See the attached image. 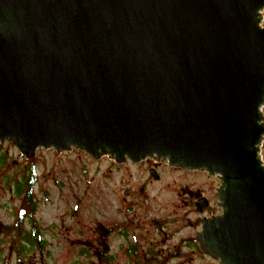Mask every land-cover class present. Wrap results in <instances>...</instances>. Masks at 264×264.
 Masks as SVG:
<instances>
[{
  "label": "water",
  "instance_id": "1",
  "mask_svg": "<svg viewBox=\"0 0 264 264\" xmlns=\"http://www.w3.org/2000/svg\"><path fill=\"white\" fill-rule=\"evenodd\" d=\"M263 11L264 0H0V142L27 158L74 148L218 175L210 254L264 264Z\"/></svg>",
  "mask_w": 264,
  "mask_h": 264
},
{
  "label": "flooded vegetation",
  "instance_id": "2",
  "mask_svg": "<svg viewBox=\"0 0 264 264\" xmlns=\"http://www.w3.org/2000/svg\"><path fill=\"white\" fill-rule=\"evenodd\" d=\"M102 157H108L116 171H126L129 178L134 174L140 178L133 186L124 188L122 194L118 193V211L113 198L111 216L97 219L90 236L82 225L77 233L73 230L72 234L71 226L62 231L68 247L60 264H222L220 257L210 254V243L205 240L207 229L224 212V185L218 175L154 157L137 162L129 157L123 162L109 155ZM170 171L185 177L202 171L217 185L213 194L206 196L197 193L199 190L189 182L174 181V203H168L173 206L172 213L159 219L147 212L156 198L151 192L160 187L165 173ZM37 182L32 164L15 183L12 199H20V203L11 223L0 220V264H54L49 250L51 241L43 238L33 218L40 200L35 193ZM145 212L152 217H146Z\"/></svg>",
  "mask_w": 264,
  "mask_h": 264
},
{
  "label": "rangeland",
  "instance_id": "3",
  "mask_svg": "<svg viewBox=\"0 0 264 264\" xmlns=\"http://www.w3.org/2000/svg\"><path fill=\"white\" fill-rule=\"evenodd\" d=\"M0 145L1 154L6 156L4 164L0 161V220L5 223L13 221L15 209L20 203V199H12L16 191L15 183L27 174L29 166L33 164L38 175L35 193L40 199L33 218L43 238L51 241L49 250L54 264L62 262L65 247H68L62 231L71 226L72 234L73 230L77 233L79 225H82L86 229L85 234L90 236L97 219L111 216L114 199L115 207L119 210L118 193L122 194L124 188L133 186L140 178L135 174L129 178L126 171H116L110 159H94L79 149L70 148L68 153L56 154L53 148H40L35 155L26 158L10 140L0 142ZM262 155L264 159V145ZM129 172H132L131 168ZM174 181L189 182L199 190L197 193L206 196H211L217 185L216 180L209 179L202 171L189 177L174 171L166 172L163 183L151 192L156 195L153 208L145 211L154 213L152 216L159 219L172 213L170 207L173 206L169 207L168 203H174ZM147 212L144 213L146 217H152Z\"/></svg>",
  "mask_w": 264,
  "mask_h": 264
},
{
  "label": "trees",
  "instance_id": "4",
  "mask_svg": "<svg viewBox=\"0 0 264 264\" xmlns=\"http://www.w3.org/2000/svg\"><path fill=\"white\" fill-rule=\"evenodd\" d=\"M0 150H1V145H0ZM6 160V156H3V154H1V151H0V161L1 163L5 162Z\"/></svg>",
  "mask_w": 264,
  "mask_h": 264
}]
</instances>
